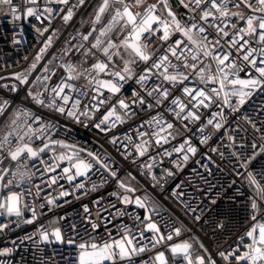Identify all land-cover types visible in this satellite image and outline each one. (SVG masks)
Segmentation results:
<instances>
[{"label":"built area","instance_id":"built-area-1","mask_svg":"<svg viewBox=\"0 0 264 264\" xmlns=\"http://www.w3.org/2000/svg\"><path fill=\"white\" fill-rule=\"evenodd\" d=\"M177 2L179 10L108 0L101 13L104 0H0V264H80L81 252L105 243L114 254L101 264H264V12L255 0H229L227 17L211 0ZM125 5L137 26L155 5L158 20L139 40L147 61L124 44L133 43V25L116 16ZM205 11L213 16L201 19ZM97 63L108 67L98 72ZM48 142L66 146L40 152ZM25 144L38 155L13 160ZM80 161L89 167L78 175Z\"/></svg>","mask_w":264,"mask_h":264},{"label":"snow or ice","instance_id":"snow-or-ice-1","mask_svg":"<svg viewBox=\"0 0 264 264\" xmlns=\"http://www.w3.org/2000/svg\"><path fill=\"white\" fill-rule=\"evenodd\" d=\"M5 2H8V0H5ZM33 2H35V0H33ZM60 2L61 3H66L67 0H60ZM116 2L117 3H123L124 0H116ZM141 2H142V0H136V4L137 5H139ZM228 2H229V0H221V3L220 4H217L216 0H211V7L213 9H216V11H218L220 13V16L221 17H227L229 15V12H228L227 7H226V5H227ZM255 2L258 3L259 5H261V7L259 9H253V10L254 11L264 12V0H255ZM200 3H201V0H196V4L197 5H199ZM241 3H245V6L246 7H252L251 0H247V2H246V0H241ZM107 7H108V0H104V5L100 8V12L103 13ZM237 7H239V5H237ZM154 8H155V5H152V6H150L146 10V13L147 14L140 21L139 26H137V23H136V16H134L132 14V12L129 11V8H128L127 5H125L123 13H121L119 11H117V13H116V16L117 17H119V16H125V17H127L128 22L133 25V30H132L133 31V37H132L133 38V43H129L127 40H125L124 41V44L127 47L131 48L132 51L135 52V54L137 56H139L142 60H145V61H147L149 59V57L147 55H145L144 52L142 51V46L139 44V40H140L141 34L143 32L149 31L151 29V24L153 22H155V21L158 20V18L156 16L152 15V10ZM28 15H30V16L33 15V10L32 9H28ZM169 15L172 16V13L169 12ZM232 15H239L241 19L244 18L241 13H232ZM210 16H213V13L211 11H205L203 13L201 19L207 20ZM70 17H71V13H69V15L65 17V20L70 19ZM97 19H99V16L97 17ZM113 19L115 20L116 17H113ZM253 19H254L253 17H249L247 19V25H248L247 31H249V32H254L255 31V28L253 26ZM173 23H175L177 30L183 31V34L185 36H187V38L189 39V41H191L193 44H196V41L192 39V36L191 35H189V32L191 30L190 29L189 30H183V29H181L179 22L175 20V17L174 16H173ZM192 27L195 28L196 25L193 24ZM233 27H235V25H233ZM259 28L262 29V30H264V19H262L260 21ZM199 31L201 33H203V32H205V29L203 27H201V28H199ZM217 31L218 32H222L223 29H220L219 27H217ZM102 35H103V33H102ZM168 35H169V33H168V24L165 23L164 24V36H163V38L164 39H167L168 38ZM224 35H227V32H224ZM84 39H87V36H85ZM204 39L207 40V37H204ZM260 39L262 41H264V34H262L260 36ZM99 43H100V41H97V45ZM233 43H235V41H233ZM109 47H114V45H111L110 44ZM104 52H105V54H107L108 53V48H105L104 49ZM203 54H204V56H209L210 55V52L207 50V46L204 47ZM173 55H175V52H173ZM248 58H249L248 55H245L244 56V59L245 60H247ZM164 59H167V57H165ZM193 59L195 60V59H197V57L196 56H193ZM216 59L219 60V63L220 64H224V62L228 59V56L225 55L223 58L216 57ZM109 60H111V56H109ZM155 66L156 67H160V65H155ZM93 67L96 70H98V72H104L105 69L108 67V65L105 64V63H97V64L93 65ZM185 67H188V65L185 64ZM191 67L193 69H195L196 68V65L193 64V65H191ZM124 71L127 72L128 71V68L125 67L124 68ZM220 71H223V69H220ZM202 72H203V69H201V73ZM260 72H261V75L264 76V69H260ZM113 75L114 76H118L121 80L124 79V77L122 75H120L119 72H114ZM144 78L145 77H141V80H143ZM180 78L181 79H187V76H184V75L181 74V77ZM226 78L227 77L225 76V79ZM17 79H21V78L20 77H17ZM165 79L166 80H169V81H176L178 79V77L176 75H166L165 76ZM201 79H203V76L202 75H201ZM25 82H26L25 80L21 79V83H25ZM99 83H100L101 87H106V88H108L112 92H118L119 91V88H117L116 85L113 84V83H111V82H99ZM233 83H240V84L245 85V86L251 84L252 86H255L258 82L255 81V80H252V81H233ZM64 87H71V85H64L63 87H60L58 89H53V91H55L57 93V95H59L61 92H63ZM184 91L185 92H188L189 94H191L190 90L187 89V88H185ZM164 95L165 96L168 95L167 91L164 92ZM198 95L199 96H204V92L203 91H200L198 93ZM241 95H243V94H241ZM63 100L66 103L68 101V97L67 96H64L63 97ZM240 102L243 103V99H241ZM7 103H8L7 101H4V104L5 105H7ZM37 103H42V101L37 100ZM76 103L79 104L80 101H76ZM120 103H121V106L126 107V105H124L123 101H121ZM181 109L183 110V106L182 105H181ZM58 110L60 112H62V113L64 112V108L63 107H60ZM2 112H3V109L0 108V113H2ZM68 115L71 116V115H73V113L72 112H69ZM111 115H112V113L110 112L107 116L104 117V120L105 121L108 120L109 116H111ZM189 115H191V113H189ZM209 123H211V121H209ZM97 127H99V125H97ZM169 127H171V125H169ZM217 127H219V125H217ZM20 139H23V137H20ZM5 140H7V137H5ZM45 147H47V145H45ZM39 151L40 152H43L44 149L41 148ZM191 151L195 152V149H191ZM23 152H27L30 157H36L38 155L37 151H34L33 148H31L30 146H28L27 144H25L22 147H17L16 151H14V152L11 153V158L13 160H16L20 156V154L23 153ZM60 159H63V157H60ZM186 159H187V156H185V160ZM75 167L77 169V174L78 175H81V174H83L80 171L81 167L88 168L89 166L87 164H84L83 161H80L77 165H75ZM64 171L67 172L69 170L68 169H65ZM69 179L71 180L72 177L70 176ZM9 183H11V182H9ZM8 199H9V201H16L18 198L16 196H11ZM50 203H51V201H50ZM137 204H140L141 207L144 206L143 204L140 203L139 200H137ZM0 207H3V205H0ZM7 211L9 213H11L13 211H17L18 212V210L11 203H9L8 208H7ZM149 227H151V228L154 229L155 228V225H150ZM54 235L56 236V239L57 240H60L61 239L60 233H59L58 230L54 233ZM248 235L251 236L252 233L250 232V233H248ZM44 238L47 239V235L46 234H45V237ZM260 240H261L262 243H264V228H261L260 229ZM128 243L130 244L131 241H128ZM117 246L120 248L119 255L121 257L128 255V252L125 249L124 243L122 241L121 242H117ZM84 247H85V245H83V244L80 245V248L81 249H83ZM91 247L93 249H97L98 248V246L95 245V244L91 245ZM112 247H113L112 245H109V244L105 243L103 245V247H101L99 249V253L101 254V260H103V259H111L112 258V255L114 254L111 251ZM174 251H175V249H174ZM256 251L259 252V249H257ZM223 255L224 254L221 253V256H223ZM261 258H264V255H262ZM81 264H83V254H81ZM96 264H100V261H97ZM201 264H203L202 261H201Z\"/></svg>","mask_w":264,"mask_h":264},{"label":"rangeland","instance_id":"rangeland-1","mask_svg":"<svg viewBox=\"0 0 264 264\" xmlns=\"http://www.w3.org/2000/svg\"><path fill=\"white\" fill-rule=\"evenodd\" d=\"M152 205L155 207L156 203L153 201ZM100 248L101 247L92 250H84L83 252H81V254H83V264H96L97 261H100L101 264L105 260H107V259L101 260V254L99 253ZM80 264H81V255H80Z\"/></svg>","mask_w":264,"mask_h":264},{"label":"water","instance_id":"water-1","mask_svg":"<svg viewBox=\"0 0 264 264\" xmlns=\"http://www.w3.org/2000/svg\"><path fill=\"white\" fill-rule=\"evenodd\" d=\"M168 11L171 12V13L173 14V12H172L170 9H168ZM49 144H53V145L57 144V145H59V146H66V145L63 144V143H55V142H48V143H46L45 145H49ZM45 145H43L41 148H44ZM13 152H14V151H13ZM146 217H147V218L149 217V212H148V211H146ZM150 225H153V224H149V225H147V228H148V229L151 228V227H149ZM172 249H173V251H174V249H175L174 252H178V251L185 252V251H186V247H185V245H176V246H174Z\"/></svg>","mask_w":264,"mask_h":264},{"label":"crops","instance_id":"crops-1","mask_svg":"<svg viewBox=\"0 0 264 264\" xmlns=\"http://www.w3.org/2000/svg\"><path fill=\"white\" fill-rule=\"evenodd\" d=\"M151 1H153V0H151ZM145 2H147V0H142V2L139 4V6L140 7L144 6ZM164 5H167L171 9L179 10L177 0H165V4L163 3V6ZM137 9H141V8H137ZM137 11H139V10H137Z\"/></svg>","mask_w":264,"mask_h":264}]
</instances>
